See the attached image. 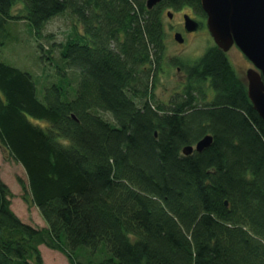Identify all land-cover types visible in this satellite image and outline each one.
<instances>
[{"label":"trees","instance_id":"16d2710c","mask_svg":"<svg viewBox=\"0 0 264 264\" xmlns=\"http://www.w3.org/2000/svg\"><path fill=\"white\" fill-rule=\"evenodd\" d=\"M186 5L205 16L201 0H0V52L15 24L51 64L0 61V143L47 223L14 211L0 168V264H45L41 245L70 264H264V119L246 79L214 43L156 95L163 11Z\"/></svg>","mask_w":264,"mask_h":264},{"label":"rangeland","instance_id":"374dc122","mask_svg":"<svg viewBox=\"0 0 264 264\" xmlns=\"http://www.w3.org/2000/svg\"><path fill=\"white\" fill-rule=\"evenodd\" d=\"M172 13V17L169 13ZM184 13H189L191 16L200 17L199 11L193 13L189 8L174 9L166 8L163 11L164 26L166 29L165 39V54L162 62V70L158 73V84L155 87L157 98L162 100H170L175 93L182 90V84L186 76V65H190L200 59L205 51L215 42L207 28V18L203 16L202 29L195 33L184 32L183 26L186 25ZM193 18V17H191ZM199 19V18H198ZM205 26V28H204ZM49 32L57 33V39L60 41L65 39L68 30H70L69 20L63 17L54 19L48 24ZM12 38L8 41L0 52V61H5L10 64L19 66L25 70L34 73L35 76L42 74L45 65L49 66L48 61L41 62V56L37 51L35 41L27 39V34L23 35L21 40L15 24L12 25ZM180 32L183 41L179 42L176 39V33ZM182 32V33H181ZM229 55L236 65L242 77H245L247 69L252 67V62L238 48L233 46ZM175 60H178L177 62ZM185 66V67H184ZM180 67V69L178 68ZM38 122V121H36ZM0 168L4 181L10 186L13 191L14 198L12 199V208L25 221L34 226L45 227L46 221L42 217L36 205L28 204L23 199L24 188L20 183V178L28 185L26 172L21 164L13 160L8 151L0 143ZM41 250L45 264H70L67 257L60 251L49 248L46 245H41Z\"/></svg>","mask_w":264,"mask_h":264},{"label":"water","instance_id":"95a60500","mask_svg":"<svg viewBox=\"0 0 264 264\" xmlns=\"http://www.w3.org/2000/svg\"><path fill=\"white\" fill-rule=\"evenodd\" d=\"M161 0H147L151 9ZM207 14V26L215 43L222 50H229L236 45L252 62L246 72L249 97L255 109L264 119V0H201ZM172 17V13H169ZM188 30L194 31L199 23L186 16ZM176 39L183 41L180 33ZM213 138L207 135L196 148L201 151L209 146ZM194 148L186 147L189 153Z\"/></svg>","mask_w":264,"mask_h":264},{"label":"flooded vegetation","instance_id":"af4514ba","mask_svg":"<svg viewBox=\"0 0 264 264\" xmlns=\"http://www.w3.org/2000/svg\"><path fill=\"white\" fill-rule=\"evenodd\" d=\"M162 1V0H161ZM185 8H189L190 10H191V12L193 13L196 9L193 7V6H190V5H186V6H184ZM184 7H182V8H184ZM181 8V9H182ZM184 15H185V18H186V16L187 15H189L190 17H193V19L194 20H196L198 23H199V26H198V28H197V30L196 31H198L199 29H202V23H205L204 21H203V16L204 15H202V16H200V17H195L194 15L193 16H191L189 13H184ZM204 17H206L207 18V14L205 13V16ZM199 18V19H198ZM204 28H205V26H204ZM183 29H184V32H186V33H195L196 31L194 30V31H190V30H188V28H187V26L186 25H184L183 26ZM178 33H180V32H178ZM182 33V32H181ZM179 69H180V67H178Z\"/></svg>","mask_w":264,"mask_h":264},{"label":"bare ground","instance_id":"6f19581e","mask_svg":"<svg viewBox=\"0 0 264 264\" xmlns=\"http://www.w3.org/2000/svg\"><path fill=\"white\" fill-rule=\"evenodd\" d=\"M241 50V49H240Z\"/></svg>","mask_w":264,"mask_h":264}]
</instances>
